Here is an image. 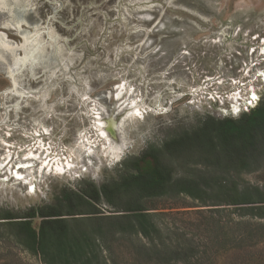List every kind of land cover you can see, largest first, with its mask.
<instances>
[{
    "label": "rangeland",
    "instance_id": "374dc122",
    "mask_svg": "<svg viewBox=\"0 0 264 264\" xmlns=\"http://www.w3.org/2000/svg\"><path fill=\"white\" fill-rule=\"evenodd\" d=\"M0 32L15 44L29 38L14 61L8 53L0 58V210L16 214L53 203L62 189L115 179L124 160L207 115L238 117L264 96V0H9ZM110 115L115 135L101 134L98 119ZM31 153L30 167L17 168ZM235 178L264 188V167ZM150 204L196 246L192 264H264V233L214 244L216 220L251 222L231 206L208 210L184 193ZM97 208L119 213L105 203ZM109 240L117 264H153L126 238ZM0 264L43 263L1 238Z\"/></svg>",
    "mask_w": 264,
    "mask_h": 264
},
{
    "label": "trees",
    "instance_id": "16d2710c",
    "mask_svg": "<svg viewBox=\"0 0 264 264\" xmlns=\"http://www.w3.org/2000/svg\"><path fill=\"white\" fill-rule=\"evenodd\" d=\"M190 163L205 169L190 171ZM261 167L264 96L238 117L207 115L161 146H150L124 160L118 177L99 186L85 181L77 190L62 189L53 203L22 214L0 210V239H12L43 264H117L109 239L118 234L145 261L192 264L196 246L182 230L159 220L164 212H156L159 208L151 206L150 199L184 193L213 206L208 210L231 206L251 222L228 227L214 220V244L252 239L264 233L258 222L264 219V188L240 185L235 175ZM175 169L185 175H175ZM100 203L119 213L100 215ZM35 218H39L37 226L32 223ZM240 226L245 229L236 233Z\"/></svg>",
    "mask_w": 264,
    "mask_h": 264
},
{
    "label": "bare ground",
    "instance_id": "6f19581e",
    "mask_svg": "<svg viewBox=\"0 0 264 264\" xmlns=\"http://www.w3.org/2000/svg\"><path fill=\"white\" fill-rule=\"evenodd\" d=\"M9 5V0H0V10H5L7 9V6ZM29 41V38L26 34H22V40L21 44H15L11 41L8 40L6 37L5 33L0 32V58H3L4 53H8L11 59L14 61L16 59V50L19 47L24 48L26 43ZM28 53H24L23 57L21 60H24L26 58ZM5 60V59H4ZM8 74L10 75V78H12V74L10 70L8 71ZM15 85L14 80H13V86ZM138 112V110H137ZM98 123L101 125V134H107V135H115V128L117 126L116 121L112 115L107 116L106 118H99ZM36 156L31 154H27L25 156V165H29L32 163L33 160H35ZM42 166H48V163L45 164V161L41 162ZM56 169L58 171H61V167L57 166ZM18 173V172H16Z\"/></svg>",
    "mask_w": 264,
    "mask_h": 264
},
{
    "label": "snow or ice",
    "instance_id": "6c2138e0",
    "mask_svg": "<svg viewBox=\"0 0 264 264\" xmlns=\"http://www.w3.org/2000/svg\"><path fill=\"white\" fill-rule=\"evenodd\" d=\"M257 97L255 96V94H253L252 96V100H256ZM252 100L248 101L249 104H251ZM234 112H238L239 109H233ZM137 116H140V113L137 112ZM142 119V117H141ZM5 164L8 163V161H5L4 162ZM45 164H47V161H45ZM4 165L3 164H0V169H3ZM17 168H27V167H30V165H17L16 166ZM13 175L15 176L16 180L18 181H22L24 185H27V181L24 180V177L22 175H20L19 173H16L15 171L13 172ZM4 179L7 180L8 177L7 176H4ZM32 191H35V186H32Z\"/></svg>",
    "mask_w": 264,
    "mask_h": 264
}]
</instances>
